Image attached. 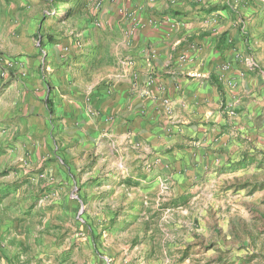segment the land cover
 <instances>
[{
    "label": "crops",
    "instance_id": "0c3cea01",
    "mask_svg": "<svg viewBox=\"0 0 264 264\" xmlns=\"http://www.w3.org/2000/svg\"><path fill=\"white\" fill-rule=\"evenodd\" d=\"M126 2L121 3L125 17L132 13L139 22L156 23L140 29L132 19L124 18L121 26V16H108L115 42H105L100 51L109 61L101 73L87 72L85 83L74 74L45 85L43 76L33 78L26 92L7 81L4 90L13 100L0 108V120L11 134L21 129L43 136L53 118L56 171L66 184L76 185L74 191L82 189L70 196L72 209L92 196L95 185L138 175L154 190L166 183L175 199L197 188L211 194L214 184L243 179L247 186L227 190L226 196L244 198L250 207L264 200V0ZM24 5V0H0L5 60L23 62L30 59L23 55L36 53L31 38L38 27ZM247 60L255 63L251 71L242 67ZM43 62L33 68L42 70ZM21 146L35 155L33 145Z\"/></svg>",
    "mask_w": 264,
    "mask_h": 264
},
{
    "label": "rangeland",
    "instance_id": "374dc122",
    "mask_svg": "<svg viewBox=\"0 0 264 264\" xmlns=\"http://www.w3.org/2000/svg\"><path fill=\"white\" fill-rule=\"evenodd\" d=\"M74 1L24 0L38 27L31 38L36 53L23 55L30 58L23 62L0 58V108L13 100L4 90L7 81L25 92L33 78L44 77L45 85L74 74L85 83L86 75H98L109 63L100 55L105 42H115V29L106 18L121 16L124 25L129 18L122 0ZM129 17L135 28L156 23L139 22L132 13ZM121 43L115 46L122 58ZM38 61L45 66L36 71ZM46 114L52 116L47 109ZM52 122L49 118L42 136L21 129L11 134L0 120V264H264V200L250 207L244 198L225 194L245 188L243 179L214 184L211 194L197 188L175 199L166 183L154 190L138 175L136 180L95 185L92 196L72 209L70 196L77 197L82 189L74 191L76 185L66 184L56 171L59 140L50 129ZM21 145H33L35 155Z\"/></svg>",
    "mask_w": 264,
    "mask_h": 264
},
{
    "label": "built area",
    "instance_id": "2783aa9c",
    "mask_svg": "<svg viewBox=\"0 0 264 264\" xmlns=\"http://www.w3.org/2000/svg\"><path fill=\"white\" fill-rule=\"evenodd\" d=\"M242 65L245 71H249V70L251 71L255 68V63L250 60L244 61ZM245 71H242L240 75L244 74ZM163 107H164V114L169 115L171 113L170 101L165 99L163 101Z\"/></svg>",
    "mask_w": 264,
    "mask_h": 264
},
{
    "label": "trees",
    "instance_id": "16d2710c",
    "mask_svg": "<svg viewBox=\"0 0 264 264\" xmlns=\"http://www.w3.org/2000/svg\"><path fill=\"white\" fill-rule=\"evenodd\" d=\"M75 3H78V1L76 0V1L72 2L71 4H75ZM66 4H69V3H66ZM71 9H73V8H71ZM71 9L70 10L68 9V11H71ZM45 102H46V107H47L48 111L51 112L52 109H51V106H50V104H51L50 101L46 100ZM50 114H52V113H50Z\"/></svg>",
    "mask_w": 264,
    "mask_h": 264
}]
</instances>
